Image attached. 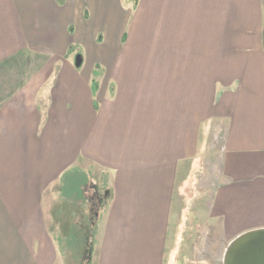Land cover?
I'll use <instances>...</instances> for the list:
<instances>
[{
  "label": "crops",
  "instance_id": "crops-1",
  "mask_svg": "<svg viewBox=\"0 0 264 264\" xmlns=\"http://www.w3.org/2000/svg\"><path fill=\"white\" fill-rule=\"evenodd\" d=\"M128 1L0 0V264H80L63 247L85 264L172 261L175 195L212 134L206 224L229 239L264 228V0ZM75 170L88 176L77 204ZM60 192L78 232L62 247Z\"/></svg>",
  "mask_w": 264,
  "mask_h": 264
},
{
  "label": "rangeland",
  "instance_id": "rangeland-1",
  "mask_svg": "<svg viewBox=\"0 0 264 264\" xmlns=\"http://www.w3.org/2000/svg\"><path fill=\"white\" fill-rule=\"evenodd\" d=\"M64 1V0H59ZM141 0H130L128 4H131L135 9L139 7ZM125 5H127V1H125ZM8 22H6V26ZM75 31L74 27L70 28L69 34L72 36ZM15 36L14 34H12ZM100 39V37H99ZM2 34L0 33V46H1ZM102 40L104 42V37L102 35ZM69 54L77 55L75 57V65L76 60L79 57H85V49H83L82 45L74 44L71 45L69 49ZM28 51L25 50L20 56L27 59ZM71 54V55H72ZM45 56V54H43ZM84 56V57H83ZM84 61H82V64ZM97 73L103 72V69L99 65L97 68ZM214 137L216 134H212ZM213 136H210L207 140L204 141L202 152L199 153L198 165L194 173L187 182H182L185 178L181 179V184L178 186L177 193L175 195V211L173 215V223L171 224V233L169 236V245L167 248V253H169L172 249L178 250L179 256L173 257L171 261L169 257L166 258L167 264H224L225 254L227 252L228 247L231 242L236 239H229L221 230L222 226L218 221L213 223L205 222L206 218L211 216L210 206L209 204L212 201L215 190L220 183L221 173H220V145L216 140H213ZM215 139V138H214ZM88 180L87 175H82L77 173V171H73L69 173L65 177V197L68 196L70 199L76 201L73 202L77 204L78 199L81 195L78 194V187L82 186ZM92 184V185H91ZM93 188V182H88V187H85V197L87 199L89 195L94 196V191L91 190ZM63 190V189H62ZM80 190V189H79ZM73 192V193H66ZM81 192V191H79ZM97 192H95L96 194ZM59 196L56 201L53 199L55 204V232L54 235L59 240V245L62 247V238H68V235L71 236L73 233L77 236L76 229L74 231H70L68 228L70 225H66V223H62L63 220H66L65 217L62 218V208L64 213H66L65 208L62 205V194L61 192L57 195ZM58 200V201H57ZM85 201V200H84ZM86 203V202H85ZM180 218L182 219V223H180ZM96 218H92L91 223H88L86 227L88 230L95 229ZM84 224V221H83ZM53 225V226H54ZM64 225V226H63ZM85 225V224H84ZM82 225V226H84ZM81 226V227H82ZM84 229V228H82ZM264 229V228H257ZM253 229V230H257ZM66 231V232H65ZM87 231V230H86ZM80 232V231H79ZM81 234V233H80ZM79 234V236H80ZM91 235V233H90ZM74 237L73 244L75 246L82 245L85 242V238L82 236L80 238ZM180 240L177 242V240ZM67 243V242H66ZM179 244V247L175 246ZM68 247V245L66 246ZM196 250L195 253H191ZM189 251H191L189 253ZM66 252V258L71 262H76L80 264L88 263L91 259L90 257L78 256L81 254H77L73 249H65V247L61 248L59 252V256ZM177 252V251H176ZM82 253V252H81ZM181 253V254H180ZM62 259V258H59ZM169 262V263H168ZM173 262V263H172ZM59 264H62V261L59 260ZM90 264V263H89Z\"/></svg>",
  "mask_w": 264,
  "mask_h": 264
},
{
  "label": "water",
  "instance_id": "water-1",
  "mask_svg": "<svg viewBox=\"0 0 264 264\" xmlns=\"http://www.w3.org/2000/svg\"><path fill=\"white\" fill-rule=\"evenodd\" d=\"M82 57L76 60L78 67ZM224 264H264V229L245 232L234 239L227 249Z\"/></svg>",
  "mask_w": 264,
  "mask_h": 264
}]
</instances>
